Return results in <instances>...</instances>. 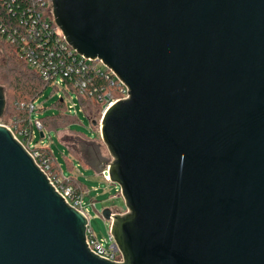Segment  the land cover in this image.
<instances>
[{
  "label": "water",
  "instance_id": "water-1",
  "mask_svg": "<svg viewBox=\"0 0 264 264\" xmlns=\"http://www.w3.org/2000/svg\"><path fill=\"white\" fill-rule=\"evenodd\" d=\"M51 4L126 87L98 122L122 261L90 251L86 217L0 124V264H264V0Z\"/></svg>",
  "mask_w": 264,
  "mask_h": 264
},
{
  "label": "built area",
  "instance_id": "built-area-1",
  "mask_svg": "<svg viewBox=\"0 0 264 264\" xmlns=\"http://www.w3.org/2000/svg\"><path fill=\"white\" fill-rule=\"evenodd\" d=\"M1 1L6 5L8 12L15 14L10 3L14 0ZM0 33L7 41L16 45L18 54L37 71L46 86L51 85L52 89H61L65 93H67L66 89L71 90L78 100L81 112L84 113L80 103L81 97H93L103 114L114 101L126 96V87L110 68L100 59L84 57L66 42L62 32L53 21L51 0H24L15 25L6 26L0 20ZM111 86H120L123 95L116 97L108 89ZM36 99H32L27 104V125L8 128L47 174L52 185L67 203L86 217L85 240L90 251L114 262L122 261L121 252L111 233L110 221L105 220L108 223L106 235L101 238L97 237L89 224L88 207L83 201L84 192L75 188L71 183H65L64 181L68 179L63 178L61 173L52 172L50 155L55 160L52 151L48 147L50 152L46 153L42 150V146L34 143L37 134L39 136L42 131L44 136L45 131L37 113L39 105L34 104ZM58 100L64 105L60 112L77 116V111H72L74 104L67 105L62 94H58L56 101ZM32 113H35L34 118L31 117ZM101 175L109 180L107 169H102ZM115 190L111 195L112 198L120 195L119 188L115 187ZM94 204L95 201L91 200L90 205L94 207ZM111 209L112 212L116 211Z\"/></svg>",
  "mask_w": 264,
  "mask_h": 264
},
{
  "label": "rangeland",
  "instance_id": "rangeland-1",
  "mask_svg": "<svg viewBox=\"0 0 264 264\" xmlns=\"http://www.w3.org/2000/svg\"><path fill=\"white\" fill-rule=\"evenodd\" d=\"M11 51L10 45L0 39V74H4V69L12 65L11 61H9ZM0 85L3 86L5 93L8 90L11 91L8 84L2 83ZM66 92L61 89H52L51 85L46 86L34 101L35 105H39L37 113L40 116L45 112L53 113L57 111L53 104L56 102L58 94H62L67 105L74 104L72 111H77V116H75L77 120L71 127L67 126L66 122H61L57 131L44 128V136L42 133L43 137L41 138L37 134L34 143L42 146L47 151L50 148L63 178L70 176L79 178L84 186L80 190L84 192L83 201L88 207L87 214L90 227L94 234L101 238L106 235L108 227V223L101 215V210L104 207H109L119 213H123L125 211V202L121 195L116 198L111 197L116 191L115 187L119 188V186L117 184L115 186L101 175V170L107 169L108 163L112 160V156L99 134L98 122L102 116L101 108L99 106L94 107V105L91 107L92 105L89 106L88 104V116H86L79 111L80 106L74 93L69 89H66ZM10 106L9 112L5 110L0 117V124L11 128L19 127L17 120L14 118L15 116L12 114V109L16 105L13 107V104L10 103ZM34 115L35 113H32L31 117L34 118ZM89 119H93L96 123L92 125ZM69 120L70 118H68L67 122ZM68 149L76 151L79 160L81 159L84 163L79 164L78 160L72 156ZM91 200L95 201L94 207L90 205Z\"/></svg>",
  "mask_w": 264,
  "mask_h": 264
},
{
  "label": "trees",
  "instance_id": "trees-1",
  "mask_svg": "<svg viewBox=\"0 0 264 264\" xmlns=\"http://www.w3.org/2000/svg\"><path fill=\"white\" fill-rule=\"evenodd\" d=\"M10 1V0H9ZM11 8L15 12H8L6 5L0 0V20L6 24V26L15 25L16 17L20 15L21 8L24 5V0H14L10 1ZM0 39L12 48L10 60L12 65L4 69V74H0V84L6 83L10 86L11 91L8 90L5 94V110L9 112L10 103L13 104V107L16 105L14 109H12V114L15 116V120L18 122V126H26L27 125V104L32 99L36 98L42 90L45 88V83L41 79L40 75L35 71L28 63L18 54V49L16 45L12 42L7 41L4 36L0 33ZM6 66V65H5ZM14 91L12 92V90ZM110 91L116 96H122L123 94L120 91V86H111L108 87ZM12 99V100H11ZM15 103V104H14ZM81 106H83V111L86 116H88V107L91 106L96 107L99 104L95 103V99L91 96H85L80 98ZM89 104V106H88ZM53 107L57 109V111L50 113L45 112L39 116L41 121V125L43 128L47 130L57 131L61 122H66L67 126H70L77 120L75 116L64 114L60 112L61 109L64 108V105L61 101H56L53 104ZM68 118L70 120L67 122ZM90 123L93 119H89ZM46 153L49 151L42 149ZM73 157H75L79 164L84 163L81 159L78 158V153L73 149H68ZM53 157L50 155V167L52 172L60 174L59 166L56 164L55 160H52ZM68 181H64L65 183H71L77 189H83V185L81 184L78 177L70 176Z\"/></svg>",
  "mask_w": 264,
  "mask_h": 264
},
{
  "label": "crops",
  "instance_id": "crops-1",
  "mask_svg": "<svg viewBox=\"0 0 264 264\" xmlns=\"http://www.w3.org/2000/svg\"><path fill=\"white\" fill-rule=\"evenodd\" d=\"M86 167H87V166H86ZM67 179H69V177H68Z\"/></svg>",
  "mask_w": 264,
  "mask_h": 264
}]
</instances>
